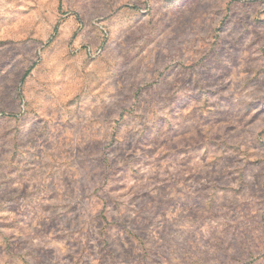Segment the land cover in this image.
Segmentation results:
<instances>
[{
  "label": "clouds",
  "instance_id": "9594fccd",
  "mask_svg": "<svg viewBox=\"0 0 264 264\" xmlns=\"http://www.w3.org/2000/svg\"><path fill=\"white\" fill-rule=\"evenodd\" d=\"M0 264H264V0H0Z\"/></svg>",
  "mask_w": 264,
  "mask_h": 264
}]
</instances>
